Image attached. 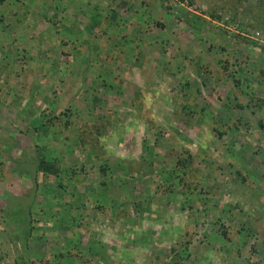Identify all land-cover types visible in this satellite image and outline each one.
<instances>
[{
	"label": "rangeland",
	"instance_id": "1",
	"mask_svg": "<svg viewBox=\"0 0 264 264\" xmlns=\"http://www.w3.org/2000/svg\"><path fill=\"white\" fill-rule=\"evenodd\" d=\"M5 2L11 7L3 8L27 2L32 9H24L26 51L0 68V150L11 158H0V264L19 254L16 236L7 235L19 215L41 228L27 246L33 257L67 247L75 225L90 264H264V130L257 127L264 109L249 100L264 99L263 2ZM235 36L247 42L233 44ZM48 101L49 115L62 112L69 125L33 133L26 123ZM233 120L238 128L222 134L221 125ZM81 124L94 132L82 147ZM35 152L60 156L72 177L62 194L52 193L61 200L55 217L42 213L54 182L34 178L31 168L13 169V159L25 164ZM125 172L128 184L119 182ZM146 178L159 182V218L128 202L150 186ZM160 218L170 224L167 234L154 231Z\"/></svg>",
	"mask_w": 264,
	"mask_h": 264
},
{
	"label": "trees",
	"instance_id": "2",
	"mask_svg": "<svg viewBox=\"0 0 264 264\" xmlns=\"http://www.w3.org/2000/svg\"><path fill=\"white\" fill-rule=\"evenodd\" d=\"M258 1L263 2L262 5H264V0H258ZM261 2H259V4ZM210 17L212 19L218 20V16L215 13H212L210 15ZM227 39L230 40L229 37ZM232 39H233V44H235V43L238 44L242 41L245 43L247 42V41H244L242 37H238V36H235V38H232ZM232 39L230 41H232ZM263 49H264V47H263ZM136 52H138V51H136ZM229 60L230 59L226 56L222 59V65H221L222 69L228 68L227 64L229 63ZM139 95H141V93H139ZM143 95L146 96V98L148 97L146 93H143ZM249 100H250L251 106L253 108H255L256 110L264 109V99L263 98H256V97L250 96ZM51 104H53V103L51 101H48V108L42 109L40 111V113L37 115L38 117L33 118L32 121H30L29 123H26V127L32 129L33 133L34 132L37 133L38 130H41V132H42L41 134H44L45 130L48 127H51V126L56 125V124H57V126L62 127V128L67 127L69 125L68 124L69 122L67 120V116H65L64 113L58 112V114L49 115L48 111H50ZM238 106L241 107V105H238ZM27 111H28V113H33V110L31 111V109L27 108ZM221 124L222 123H219L218 125H221ZM237 124L238 123L233 120L232 122H230V124L221 125L223 127L222 134L229 133L230 129H234V130L237 129L238 128ZM84 125L83 124L80 125L81 130H80V133L78 135V143H79L80 147H82L83 145L86 144L88 136L94 135V132H92V129L87 128ZM257 127L264 130V118L257 121ZM37 135L38 134H36V136ZM45 136H48V134L45 133ZM48 139H50V138H48ZM60 141L63 142V145H68L66 142V141H68L66 136H64L63 139H60ZM37 148H38V146L34 145V151H35V149L37 150ZM35 154H36V152H35ZM50 155L43 157V155L41 156V155L36 154L33 156V159H31L30 161H27L25 164H22V162H20V160H18V159H16V160L13 159L12 162L14 165L13 166L14 170H18L19 168L28 170V168L29 169L31 168V169H33V172H34L33 173L34 178H35V175L37 177V174H40V175L47 176L51 181L54 182L53 185H49L50 188L45 193L46 197L49 196L51 193V197H47V202L44 205L45 210L42 213L47 217L48 216L55 217L56 212L54 213L52 211V209L55 206L60 205L61 200H59V198H53L52 193L56 192V194H62L64 192V188H65L67 182L69 183V181L72 179V177L71 178L68 177L69 172L67 173V171H68L67 169L60 168V156L56 157V155H52V156H50ZM0 158L1 159L3 158L4 160L5 159L11 160V158L8 156V154H6L5 152H3L1 150H0ZM24 158L26 159V157H23V159ZM178 163H180V164L183 163V160H181V162L178 161ZM261 164L264 167V158L262 159ZM102 167L103 166L100 165L99 170L103 171ZM69 169L71 171L70 174H73V175L75 174V176H76L77 172H75L72 168H69ZM105 170H106V168L101 173V177L104 176ZM241 180L245 181V177L241 176ZM42 193H43V191H42ZM112 202H113V200H112ZM5 205L7 206L6 203H5ZM110 205H111V203H110ZM18 206H20V205H18ZM91 208H94L95 210H97L98 211L97 214H99V215L103 213L102 212L103 207L100 205H96V206H93ZM119 210H120V208H119ZM117 211H118V208H116L115 212H117ZM119 213H120V215H124L125 212L123 210H120ZM22 214H24V213H22ZM35 215H37V212ZM19 216H22V218H23L22 222H20V224L13 223L9 220V223H11L12 225L13 224L16 225V227L15 226L14 227L17 228V230L13 229L14 230L13 233L11 231L12 234L10 232L7 233V235L10 237H12V235L14 234L16 236L18 244H19V247H18L19 254L13 258L12 264H90V258H88V259L83 258L81 256V253L79 252L81 250L85 252L86 248H81V249L78 248V243L80 240L79 237L81 235H80L79 231L75 232L73 230V229H75V227H74L75 225L71 227V228L74 227L73 229H71V228L69 229L71 231L70 236L66 237L67 238V244H66L67 247H65V248H63L57 252L54 249L55 251L51 252L50 254H47V256L44 255L41 258L39 256H37V254H35L34 257L28 255L27 254L28 244L30 242H38V240L36 238L33 239L32 231H38V230L41 231V228H37V227L33 226V220L30 218L31 215H28V216L19 215ZM7 217L8 216L5 215V218H7ZM25 217H27V219ZM158 222L160 223V220H158ZM236 226L239 227L238 225H236ZM128 242L132 243L134 241L130 238V240ZM94 243L97 244V241H94L93 244ZM89 249L90 248H87L86 253H90ZM96 251H97V249H96ZM101 254H103V253L100 252V255ZM0 259H1V256H0Z\"/></svg>",
	"mask_w": 264,
	"mask_h": 264
},
{
	"label": "crops",
	"instance_id": "3",
	"mask_svg": "<svg viewBox=\"0 0 264 264\" xmlns=\"http://www.w3.org/2000/svg\"><path fill=\"white\" fill-rule=\"evenodd\" d=\"M7 1H9V0H7ZM4 6H7L9 8V7H11V4H9V2H5V0L2 1V3L0 4V63L7 65V66H2L0 64V68H4V67L9 68L10 62L11 61L13 62L15 60V57L18 56L17 51H23V52L26 51L24 41H26L27 38H29V40L31 38V35L25 34V32H27L30 29V27H29L30 21L28 22L27 18L24 19L26 16L24 9L26 8V10H27V8H29L31 10L32 4L28 5L27 2H25L24 8L19 7V6H22V4H20V5H17L16 7L12 8L13 10L8 9V8H3ZM27 6H29V7H27ZM16 9H18L19 12L17 14V18L15 19L14 15L16 14L15 13ZM29 16H30V14H29ZM8 19L11 20V24H13L12 25L13 27L7 26L6 22ZM16 22L19 25L18 28L16 26H14V25H16ZM27 23H28V25H27ZM20 26L26 28L25 31L20 32L19 31ZM15 29L18 30L17 33L15 32ZM16 42H18V44H20L21 48L16 46ZM232 43H233V39H232ZM127 159L128 158L122 159V160H123V162L124 161L126 162ZM134 177L141 178V174L135 171ZM124 180H125L126 184L129 183L127 181L126 172H125V175L123 176V178H121V177L119 178V182H122V184H123ZM144 180H145L144 181L145 183H147V184L150 183V186L149 187L145 186L143 189H141L142 191H141V193H139L138 198L136 196H134L133 199L130 197H127V198H130L128 200V202L130 203V205L132 207H138V206L141 207L143 209V213L145 214V216H148L149 218H153V217L159 218V212H156L155 206H154L155 202L158 200V195L161 194V192H159V184H158L159 182L157 180L154 181V179L150 180L149 178H146ZM129 181H130V179H129ZM112 182H113V180H112ZM112 182H110V183H112ZM152 187L155 189L154 191L152 190ZM151 192H152V196H148V194ZM153 193H155V196ZM174 193L175 192L172 191V194H174ZM169 194H171V193H168V195ZM155 220H158V219H155ZM159 220L161 222L164 219L160 218ZM156 226H158L157 230L154 229V231H156V233L160 232L161 234L162 233L167 234L169 232L167 228H170V224H168L167 228H166V223H164V224L159 223V224H156L155 227ZM160 226H162L163 230L159 228ZM126 238H128V235ZM217 238L220 239V237L216 236V242L220 243L221 241L217 240ZM132 243L136 244V242H132ZM129 246L131 247V244ZM135 246H138V245L136 244Z\"/></svg>",
	"mask_w": 264,
	"mask_h": 264
},
{
	"label": "built area",
	"instance_id": "4",
	"mask_svg": "<svg viewBox=\"0 0 264 264\" xmlns=\"http://www.w3.org/2000/svg\"><path fill=\"white\" fill-rule=\"evenodd\" d=\"M254 33V35L256 36L257 35V32H253ZM256 33V34H255Z\"/></svg>",
	"mask_w": 264,
	"mask_h": 264
},
{
	"label": "clouds",
	"instance_id": "5",
	"mask_svg": "<svg viewBox=\"0 0 264 264\" xmlns=\"http://www.w3.org/2000/svg\"><path fill=\"white\" fill-rule=\"evenodd\" d=\"M124 234H126L125 232H124ZM127 235V234H126ZM128 243H130V242H128Z\"/></svg>",
	"mask_w": 264,
	"mask_h": 264
}]
</instances>
